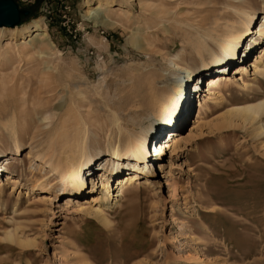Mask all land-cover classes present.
Segmentation results:
<instances>
[{"label": "rangeland", "instance_id": "1", "mask_svg": "<svg viewBox=\"0 0 264 264\" xmlns=\"http://www.w3.org/2000/svg\"><path fill=\"white\" fill-rule=\"evenodd\" d=\"M14 1L29 12L18 26L2 27L0 36V165L9 159L4 167L18 178L11 183L0 167V264H264V114L221 126L233 105H255L264 96L252 85L257 75L251 61L264 47L259 33L235 45L239 53L226 70L239 82L242 73L235 67L243 64L250 90L237 83L224 89L230 101L219 107L209 102L213 111L202 110L196 122L193 107L185 105L175 121L179 147L156 154L157 142L150 139L145 174L124 170L123 175H134V186L105 208L104 217L90 206L91 196L105 192L100 186L105 170L96 169L94 184L86 176V195L76 198L63 184L47 185V191L29 188L31 163L51 173L44 162L27 157L36 144L46 149L47 140L61 154L78 137L107 154L120 130L131 128V136L141 130L127 122L132 119L156 126L151 136L171 139V128H157L163 120L154 114L157 101L180 80L186 86L197 81L192 106L204 100V74L230 58L219 43L234 21L241 26L233 3H248L255 32L264 22V0H106L110 7L101 14L108 13L112 25L85 13L97 0ZM15 28L19 33L13 38ZM37 28L54 44L44 53L30 42ZM91 39L108 47L100 49ZM211 52L217 61L202 65L201 58L211 61ZM187 67L197 73L189 82L183 79ZM261 80L264 90V76ZM101 178L112 193L116 178L108 173ZM44 194L52 198L45 202ZM70 196L76 200L68 203ZM16 208L21 213H14ZM18 223L17 242L7 240L6 232Z\"/></svg>", "mask_w": 264, "mask_h": 264}, {"label": "bare ground", "instance_id": "2", "mask_svg": "<svg viewBox=\"0 0 264 264\" xmlns=\"http://www.w3.org/2000/svg\"><path fill=\"white\" fill-rule=\"evenodd\" d=\"M233 5L238 10V18L240 20L239 24L241 26L235 27V24H237V22L234 21L232 23V28L227 31V33L224 36V39H222L221 42L219 43L220 50H222L226 54V56L229 55L230 58L227 59L225 56L226 60L220 61V63L217 64V66H214L216 68L212 67L213 68L212 70L204 74L205 75L204 77H208L205 81L206 88L205 90H203L205 91L203 94L204 100L200 98L201 96L197 95L200 98L199 104L198 105L193 104L192 106V99L190 98V95L193 92L191 93V89L193 84H194V89L197 88V84H196L197 81L196 83L191 82V85L186 86L187 84L185 83L184 85H182V81L180 80L179 82L176 83L173 90H171L165 97L160 98L157 101V107L154 109L155 110L154 114H157V116L163 119L161 120V122L157 124V128H160L162 126H167L171 128L168 132V133H173L171 135L172 136L171 139L166 140V138L162 134L158 136H151L150 131L155 130L156 126L153 127L152 124L150 123L147 124L148 120L146 119H139V122L136 123L134 122V119H132V120H127V122L129 124L131 123L130 125L133 126V129L138 126L140 127L141 130L135 133L134 136L127 135L128 132L131 130V128H127L126 130L127 133L120 130L119 142L115 144H111L109 153L107 154L104 151H102L100 148L97 150L92 149L87 139L79 138V137L75 139V142L72 144V147L71 146L65 147L64 151H62L61 154H57L55 143L52 141L47 140L48 144H45L47 145L46 149L36 148L38 147L37 146L38 144L36 145L34 144L35 146H32L31 150L27 154V157L32 158L34 156L36 157L37 160H41L42 163L44 162L46 164L45 166L50 168L48 171L51 173V176L46 175V173L40 172V168H35L34 164L31 163L29 165L28 172L33 177V181H32L33 183H31L29 188H33V189L36 188L41 191H47L44 189L46 188L47 185L54 186L55 184H63L65 190H68L65 192L70 193L71 196H75L76 198H79L86 195V189L88 188V181L86 182L85 180L86 176L91 177V181L94 184L96 182L93 176L96 173L95 172L96 169L105 170L104 171L105 173L100 174L101 190L105 189V192L101 196H96V195L91 196L92 198L91 203L95 202V204L94 205L90 204L91 209H93L96 215H101L102 217H104L105 208H110V206L115 205L116 202H114V200L118 201L119 197L123 196L127 190H129L134 186L133 184V182L135 181L134 175L130 173L127 174L125 173L123 175L124 170L129 169V170H133L134 173L140 172L142 174H145L144 169L149 167L147 163L148 156L146 155V150L148 149V144L152 140L157 142L156 143L157 146L153 147V151L156 154L162 152H163L162 154H165L167 150L175 151L179 147V140L181 134L178 132L179 130L178 124L175 121L182 117L185 105L187 107V110H190L193 107L194 115L196 114V120L194 122H196L201 120L202 110H204V112L206 110L208 111L212 110V107L210 106L209 102H212L215 107H219L221 105H224L226 102L230 101L225 95L224 89L231 90L233 84L237 83L239 85V89L245 91L248 89L250 90L251 87H249L247 80L243 76V74H245L248 69L243 67L244 66L243 64H239L235 67V73H242V76L238 77L239 82L237 79L234 80L235 77L232 78L230 74L228 73L226 74V70L228 65L236 61L235 56L237 53H239L237 49L240 47L242 42H244V40L249 35H254V33L255 34L259 33L260 36H264V22L260 25L259 29L255 30V32L252 31L250 25L254 21L255 14L247 10L248 3L245 1L235 2L233 3ZM109 7H110L109 1L97 0L96 6H89L85 13L95 17L97 23L99 24L112 25L116 23L115 20H113L108 13H106V15L101 14V11L108 9ZM120 9L121 8L119 7L116 8V10H120ZM18 24L14 25L12 28L18 26ZM2 27H8V26H0V36L4 33L3 31L5 29ZM30 30H32L31 25L27 24L26 31L28 32ZM18 33L19 30H17L16 28L13 29L12 37L13 38L16 37ZM34 34L35 36L33 39L30 40V42L35 51H38L39 53H44L45 51H48V49L50 50L51 47L54 46L53 42L50 41L49 39L50 35H48L45 29L37 28ZM91 40L95 43V46H97L100 49H105L108 47V43L104 40L101 41L93 40V39ZM254 42L257 43V38H254ZM7 43L8 42H6V44ZM6 44L5 46H3L4 49L8 48V45ZM235 45H239V47ZM263 50L264 47L262 48V51L260 53L255 54L256 56L254 58V61L253 60L251 61V66H253L254 68V74L257 75V77L255 78L256 84L254 82L252 83V85L257 86L258 92L262 91L264 94V90L261 88L262 86L261 84H263L262 83L263 79L261 80V78H263L264 76ZM211 54L213 56V58H211V61H207L205 58H201L202 65H208L210 63H215L217 61L218 55H216L214 52H211ZM194 72H195L194 69H192L191 67L189 68L187 67L185 70H183V79H186V82L192 81L191 77L197 74V73L195 74ZM197 79L199 80L200 78L198 77ZM258 99H259L258 103L255 105L254 104L233 105L232 106L233 108L229 109L227 113H225L221 126L231 127L235 125L236 119H241L243 121H245L246 119H252V121L261 119L264 114V96ZM179 113H181V115L179 118H177L176 116H178ZM123 135H125L126 140L124 142H121V137ZM20 147L21 144L16 145L17 154H21V152L19 153ZM132 155L135 157V159L131 157ZM1 158L2 156L0 157V159ZM100 159L101 161L108 159L109 160L108 166L106 165L107 164L106 163L101 168L100 167L94 168L93 166L95 165L96 162L100 161ZM161 159H157L159 166H161ZM8 160L9 159H5L6 163L5 164L1 163L0 167L6 173L7 179L10 180L11 183H16L18 182V178L9 176L8 171L10 170V168L4 167V165L7 166L8 164L11 163V161ZM18 163H22V161ZM125 163L128 164L135 163L136 165L132 169L124 166ZM142 164L145 166V168L142 167ZM106 173L109 174V178L115 177L117 181L116 188L112 190V193L110 189L111 187L108 186V180L106 181L103 178H101L103 175H106ZM1 183L2 182L0 180V185ZM1 193H0V197L4 195ZM71 196L69 197V202L67 201L68 203H70L72 200H76V199H71ZM41 198L44 199V201L46 202L47 200H50L52 197L48 194H44L41 195ZM18 204L19 202L16 203V205ZM20 205L21 204H19V206ZM95 206L97 207L93 208ZM15 212L18 213L19 208H16L14 210V213ZM19 227L20 225L18 223L14 228V230L7 231L6 239L12 242H17Z\"/></svg>", "mask_w": 264, "mask_h": 264}, {"label": "water", "instance_id": "3", "mask_svg": "<svg viewBox=\"0 0 264 264\" xmlns=\"http://www.w3.org/2000/svg\"><path fill=\"white\" fill-rule=\"evenodd\" d=\"M27 9L18 7L14 0H0V26L13 27L18 24L21 15L28 14Z\"/></svg>", "mask_w": 264, "mask_h": 264}]
</instances>
